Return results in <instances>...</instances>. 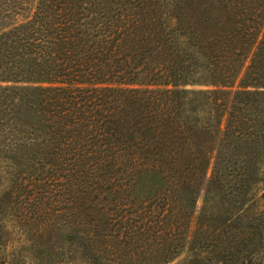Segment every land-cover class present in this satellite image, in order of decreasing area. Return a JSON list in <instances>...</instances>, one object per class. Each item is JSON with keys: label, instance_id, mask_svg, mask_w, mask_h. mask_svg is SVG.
Returning a JSON list of instances; mask_svg holds the SVG:
<instances>
[{"label": "trees", "instance_id": "trees-1", "mask_svg": "<svg viewBox=\"0 0 264 264\" xmlns=\"http://www.w3.org/2000/svg\"><path fill=\"white\" fill-rule=\"evenodd\" d=\"M0 164L86 264H263L264 0H0Z\"/></svg>", "mask_w": 264, "mask_h": 264}, {"label": "rangeland", "instance_id": "rangeland-1", "mask_svg": "<svg viewBox=\"0 0 264 264\" xmlns=\"http://www.w3.org/2000/svg\"><path fill=\"white\" fill-rule=\"evenodd\" d=\"M16 177V183L21 184L17 191L15 184H12V178ZM52 179L51 171L47 168L15 169L0 164V194L9 189L12 191L10 194L12 200H9V210L5 218L4 264H86L76 252L70 251L62 244L60 234L54 235L56 226L55 221L52 223V219L60 215L62 210L53 200ZM262 187L258 186L255 190L254 200L248 205L250 212H256L261 208ZM39 198H41L40 203L37 200ZM201 202L202 196L197 203V212L200 210ZM27 220L31 222L35 220L34 226L43 228L44 234L41 239L36 237L27 239L26 232L29 227L25 224ZM185 258V254L181 255L171 264H181Z\"/></svg>", "mask_w": 264, "mask_h": 264}]
</instances>
